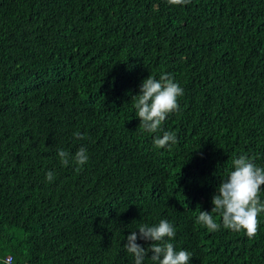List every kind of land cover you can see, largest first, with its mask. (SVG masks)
Segmentation results:
<instances>
[{"label":"trees","instance_id":"16d2710c","mask_svg":"<svg viewBox=\"0 0 264 264\" xmlns=\"http://www.w3.org/2000/svg\"><path fill=\"white\" fill-rule=\"evenodd\" d=\"M163 72L184 89L170 149L134 108ZM240 155L264 167V0H0V259L134 264L127 236L166 219L190 264H264V212L252 239L196 222Z\"/></svg>","mask_w":264,"mask_h":264},{"label":"clouds","instance_id":"9594fccd","mask_svg":"<svg viewBox=\"0 0 264 264\" xmlns=\"http://www.w3.org/2000/svg\"><path fill=\"white\" fill-rule=\"evenodd\" d=\"M170 5L183 6L191 0H167ZM158 10V6L154 5ZM184 89L175 78L167 72L160 74L159 79L149 75L145 78L138 94L134 95V108L136 116L140 119V128L148 133H161L153 139L156 149H170L178 143L175 133L165 131L163 122L168 115L179 110L178 98L183 96ZM76 139H83L79 131L73 133ZM57 155L64 166L70 161L82 168L87 164L89 155L87 149L81 146L72 156L65 149H58ZM233 170L229 171L227 178L218 185L212 197L214 205L211 211L201 210L196 222L209 231H219L221 227L235 232L243 231L249 239L254 238L258 232V215L264 212V199H261L262 186H264V167L257 166L254 160L247 155H240L232 160ZM79 170V169H78ZM55 173L48 171L46 180L51 183ZM212 213H218L220 222L214 219ZM139 232L131 231L127 236L124 248L134 258V264H143L145 257L151 252L153 264H190L192 254L187 250L177 251L170 241L175 237L176 229L166 219L158 224L149 226L140 224ZM151 241L146 248L137 243V240ZM3 264H9L8 260Z\"/></svg>","mask_w":264,"mask_h":264},{"label":"built area","instance_id":"2783aa9c","mask_svg":"<svg viewBox=\"0 0 264 264\" xmlns=\"http://www.w3.org/2000/svg\"><path fill=\"white\" fill-rule=\"evenodd\" d=\"M2 262L5 261V260H8L9 261V264H14L13 263V260H12V257L9 255V256H5L4 258L0 259Z\"/></svg>","mask_w":264,"mask_h":264}]
</instances>
